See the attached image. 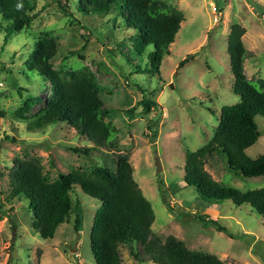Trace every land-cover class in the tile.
I'll return each mask as SVG.
<instances>
[{"label": "rangeland", "instance_id": "rangeland-1", "mask_svg": "<svg viewBox=\"0 0 264 264\" xmlns=\"http://www.w3.org/2000/svg\"><path fill=\"white\" fill-rule=\"evenodd\" d=\"M67 1L71 8L65 9ZM77 1L28 0L36 14L31 26L6 43L7 23L0 29V110L6 114L0 122L2 262L96 264L90 236L100 201L77 186L70 218L59 226L54 238L43 239L33 227L29 201L11 198L9 174L15 160L39 158L45 175L54 181L61 173L90 172L98 165L115 169L117 155L127 154L134 166V178L153 206L152 229L164 241L174 235L189 248L215 254L231 264H264L262 216L250 204L237 206L231 200L207 207L197 200L195 187L184 180L186 154L211 140L224 106L241 101L234 91L228 49L232 24L246 28L247 77L256 85L264 80V0H166L183 11L185 20L158 74L155 70L140 73L135 68L146 66L147 60L141 63L130 50L132 37L138 33L124 19L83 14L76 9ZM39 37L60 45L52 60L55 69L86 68L95 77L107 109L106 120L118 129L117 147L85 154L82 149L91 143L66 122L50 124L43 130L28 129L29 121L53 96L50 82L31 69ZM32 97L41 100L22 113L25 101ZM143 100L156 101L157 105L149 110ZM256 122L260 138L245 151L253 159L264 154V117H256ZM227 163L226 155L215 152L207 157L205 168L224 186L242 191L264 188V176L236 174ZM199 214L216 218L233 237L213 226H203L194 218ZM78 215L81 224L76 231ZM131 246H121L123 264H154L136 261L130 254Z\"/></svg>", "mask_w": 264, "mask_h": 264}, {"label": "trees", "instance_id": "trees-1", "mask_svg": "<svg viewBox=\"0 0 264 264\" xmlns=\"http://www.w3.org/2000/svg\"><path fill=\"white\" fill-rule=\"evenodd\" d=\"M69 6L71 8V4ZM69 6L67 1L64 7L67 9ZM76 9L83 14L115 15L136 30L138 34L133 35L130 50L141 63L147 60L146 66L139 64L135 67L140 73L155 70L158 74L163 57L171 52V44L185 20L183 11L166 0H78ZM33 10L28 0H0V29L3 23H7L5 43L14 34L31 26L36 19ZM245 33L246 28L239 23L230 27L228 49L231 73L234 76V91L240 95L241 101L224 106L211 140L202 148L186 154L184 180L186 185L195 187L201 204L208 207L224 200H231L237 206L250 204L264 220V188L242 191L224 186L205 168L207 157L220 152L226 155L229 170L236 174L264 176V154L253 159L245 152L261 135L256 117H264V80L260 79L258 85L253 84L244 69L247 54L243 41ZM59 47L53 39L39 37L35 41L31 69L50 82L53 96L46 103V108L29 121L28 129L43 130L50 124L66 122L91 143L90 147L82 149L85 154L96 149L117 147L118 129L106 120L107 109L95 77L86 68L72 71L55 69L52 60ZM149 47L153 49L147 52ZM40 100L37 97L27 99L22 113L29 112ZM142 104L150 110L157 102L143 100ZM5 117L6 114L0 110V122ZM115 163V169L98 165L90 172L73 170L68 174L61 173L50 181L39 158L17 159L9 174L11 198L23 197L29 201L33 227L43 239L54 238L59 226L70 218L75 207L72 194L77 186L100 201L90 236L96 264H123L121 246L127 244L132 245L130 254L138 262L231 264L215 254L189 248L174 235H169L164 241L152 229L155 212L134 178L130 156L118 154ZM167 206L174 211L169 204ZM194 218L203 226H213L233 237L216 218H207L202 214ZM80 222L78 215L75 219L76 231ZM0 264L9 262L3 263L0 255Z\"/></svg>", "mask_w": 264, "mask_h": 264}, {"label": "water", "instance_id": "water-1", "mask_svg": "<svg viewBox=\"0 0 264 264\" xmlns=\"http://www.w3.org/2000/svg\"><path fill=\"white\" fill-rule=\"evenodd\" d=\"M157 165H158V169L160 170L161 169V165H160V162L159 161H157Z\"/></svg>", "mask_w": 264, "mask_h": 264}, {"label": "built area", "instance_id": "built-area-1", "mask_svg": "<svg viewBox=\"0 0 264 264\" xmlns=\"http://www.w3.org/2000/svg\"><path fill=\"white\" fill-rule=\"evenodd\" d=\"M78 256V255H77Z\"/></svg>", "mask_w": 264, "mask_h": 264}]
</instances>
